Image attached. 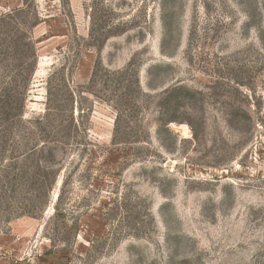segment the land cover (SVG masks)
Returning <instances> with one entry per match:
<instances>
[{
	"label": "rangeland",
	"instance_id": "rangeland-1",
	"mask_svg": "<svg viewBox=\"0 0 264 264\" xmlns=\"http://www.w3.org/2000/svg\"><path fill=\"white\" fill-rule=\"evenodd\" d=\"M0 264H264V0H0Z\"/></svg>",
	"mask_w": 264,
	"mask_h": 264
},
{
	"label": "bare ground",
	"instance_id": "bare-ground-1",
	"mask_svg": "<svg viewBox=\"0 0 264 264\" xmlns=\"http://www.w3.org/2000/svg\"><path fill=\"white\" fill-rule=\"evenodd\" d=\"M182 130H183L185 133H187V132H188V128H187V126H182ZM188 134H189V132H188Z\"/></svg>",
	"mask_w": 264,
	"mask_h": 264
}]
</instances>
